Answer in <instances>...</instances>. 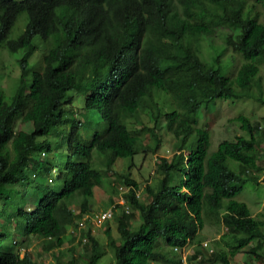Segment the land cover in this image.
Segmentation results:
<instances>
[{
  "label": "trees",
  "instance_id": "trees-1",
  "mask_svg": "<svg viewBox=\"0 0 264 264\" xmlns=\"http://www.w3.org/2000/svg\"><path fill=\"white\" fill-rule=\"evenodd\" d=\"M12 67L14 93L0 83V264H37L33 238L51 264H183L189 243L196 264L264 257V209L235 198L264 178V115L234 116L241 132L214 149L198 120L219 99L264 105V0H0V71ZM165 133L172 151L153 182L119 176L123 205L93 214L110 211L105 240L82 228L111 163L155 153ZM209 222L226 228L211 249L195 237ZM70 227L87 242L62 262Z\"/></svg>",
  "mask_w": 264,
  "mask_h": 264
},
{
  "label": "rangeland",
  "instance_id": "rangeland-1",
  "mask_svg": "<svg viewBox=\"0 0 264 264\" xmlns=\"http://www.w3.org/2000/svg\"><path fill=\"white\" fill-rule=\"evenodd\" d=\"M17 70H14V67L11 69L5 68L0 71V83L7 95L14 93L17 85ZM83 98V96L81 97ZM80 104V105H79ZM79 109L83 112L82 103H79ZM77 106V105H76ZM239 113L246 114L250 118H257L264 115V105L253 98L243 97L238 99H219L215 103L209 105L207 108H202L198 113L199 125L206 128L210 134V148H216L217 143L226 138L232 139L233 135L240 133L237 123L234 121L233 117ZM142 120L145 123L151 122L148 121V116L143 113ZM128 126L140 127L139 124H136L133 120H128ZM87 127H89L90 132L94 130H100L103 132V123L100 118H97L94 114L89 115ZM165 133L162 136L161 144L159 145L158 150L155 153H145L141 152L136 153L133 156L132 162L128 158H117L111 163L112 168L106 169L104 177L101 179V185L93 187V197L89 199L88 203L89 208L85 213L84 217L76 218L79 221L82 228H90L91 230L98 233L102 240L104 241V224L100 223V216L92 217L93 214L101 209L108 207H113L114 203H119L123 205L124 192H121L119 189L112 186V181L119 182L121 179L119 176L123 174H129L131 178L135 179L139 184L140 188L143 189L144 184L147 182H153L155 172V165L158 161L160 155L169 156L172 147L169 145L170 139ZM105 169V165L101 162V165L98 166V169ZM140 191V196H142V190ZM32 197V196H31ZM237 200H241L247 203L253 215H256L260 210L264 209V178L261 174L258 177L257 182L248 180L244 183L242 190L235 196ZM75 200L73 202H77ZM77 208L76 205L73 206ZM120 210V208L116 209ZM75 211H77L75 209ZM264 211V210H263ZM95 216V215H94ZM257 218L264 219V212L262 214L256 215ZM115 217L109 219V222H113ZM138 218L133 222L136 223ZM2 218H0V223ZM92 227V228H91ZM264 227V226H263ZM225 226L217 222H209L204 225L200 230V234H196V238H204L203 245L206 248L211 249L212 241L214 238H218L224 231ZM80 228H69L64 237V244L62 246V251L64 255L61 258L62 262H65L66 259L74 257L75 260L79 261L82 255L83 250L82 242H87V239L80 242L81 236ZM256 241L252 243L255 244ZM251 243V244H252ZM193 244L189 243L181 252L183 258H186V262L183 264H196L195 260H188L187 257L193 252ZM248 246L243 247L242 249L246 251ZM259 249V247H258ZM257 249V250H258ZM30 252L32 259L37 262V264H51L53 258L50 251H47L41 246L40 240L38 238H33L27 248ZM20 255L24 254V249L20 250ZM259 261H264V257L257 258L256 261H252L248 254L240 252L234 257L230 258V264H254ZM214 264H219L215 262Z\"/></svg>",
  "mask_w": 264,
  "mask_h": 264
},
{
  "label": "built area",
  "instance_id": "built-area-1",
  "mask_svg": "<svg viewBox=\"0 0 264 264\" xmlns=\"http://www.w3.org/2000/svg\"><path fill=\"white\" fill-rule=\"evenodd\" d=\"M138 195V194H137ZM126 208V210L128 211V207H125ZM109 210V209H108ZM105 211V212H102L101 214H100V218L102 219L103 217H105V216H108V215H110V211Z\"/></svg>",
  "mask_w": 264,
  "mask_h": 264
}]
</instances>
